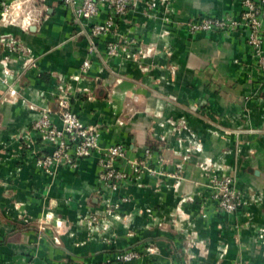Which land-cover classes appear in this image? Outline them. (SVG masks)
I'll return each mask as SVG.
<instances>
[{"label":"crops","instance_id":"0c3cea01","mask_svg":"<svg viewBox=\"0 0 264 264\" xmlns=\"http://www.w3.org/2000/svg\"><path fill=\"white\" fill-rule=\"evenodd\" d=\"M136 1L95 40L89 56L81 35L88 29L74 22L62 0L36 2L39 19L26 32L0 25V98L7 86L15 93L14 102L0 101V264H264V233H259L264 231V86L246 44L247 30L190 34L186 27L203 18L237 20L239 1L171 0L164 8L155 0L150 11L148 0ZM106 16L100 7L93 21L102 23ZM121 37L152 46L154 54L137 65L106 58V44ZM260 49L264 53V24ZM85 60L89 67L81 74ZM60 88L70 97L71 112L99 128L98 145L121 144L126 158H141L150 149V167L161 153L162 170L170 174L178 161L177 139L183 146L201 145L177 187L171 189L173 180L164 176L144 175L140 186L129 183L117 191L116 197L126 200L118 213L129 218L127 229L113 221L107 232L88 236L79 225L102 209L98 155L77 160L74 169H60L53 180L25 155L29 142L38 156L49 153L31 125L42 109L55 110ZM50 121L59 127L56 116ZM199 159L226 166L245 200L256 201L234 214L198 218V195H205ZM190 197L192 202L180 208L191 227L185 222L183 231L159 230L151 224L148 212L166 218ZM46 214L52 218L48 226L61 223L57 244L48 226L40 233L20 220L24 216L36 224ZM123 250H134L139 258L115 262Z\"/></svg>","mask_w":264,"mask_h":264},{"label":"rangeland","instance_id":"374dc122","mask_svg":"<svg viewBox=\"0 0 264 264\" xmlns=\"http://www.w3.org/2000/svg\"><path fill=\"white\" fill-rule=\"evenodd\" d=\"M150 1V0H148ZM147 1V2H148ZM151 2V1H150ZM155 2V0H154ZM171 0L168 4L170 5ZM155 7V6H154ZM153 7V8H154ZM149 11L153 8L146 7ZM81 31V30H80ZM88 30H83V33L81 34L85 40L86 43H88V39L90 38L87 34ZM108 34V33H106ZM105 34V35H106ZM104 35V36H105ZM162 36H166V34H162ZM98 38L93 39V43ZM120 41H128L125 45L120 46L115 50L114 55H108L107 49L105 48V56L106 58H122L124 60H129L133 62L134 64H139L141 60L143 59H149L154 54V50L152 46H142L140 47L139 44H137L134 40L128 39L126 37H121L119 39ZM120 44V43H119ZM125 46V47H124ZM124 47V50L121 48ZM88 49V46L86 50ZM140 49L142 52L141 54L137 53V50ZM14 50L13 52H15ZM12 52V53H13ZM94 52H95V45H94ZM87 53V51H86ZM168 53V52H167ZM90 54L87 53V56ZM262 84V83H261ZM264 86V84H263ZM11 86H7V90L4 93V96L0 98L1 102L4 103H10L14 102V95L13 97L10 96L11 92ZM13 92V91H12ZM70 110V106L68 108ZM53 112L55 110H52ZM40 114L35 120V122L31 125V131L34 132L42 145L43 148L48 147L49 145L44 143L41 138V133L38 131V129L35 127L36 122L39 120ZM85 125V124H84ZM175 125V124H174ZM90 126V125H85ZM98 133L99 128L96 126H92ZM180 128V127H179ZM176 149L175 154L178 157V161L173 164V171L170 174H166L163 172V164L166 161L165 158L161 155V153L157 156L155 159L154 165L155 168L150 167L149 161L151 157H149L148 150L143 151V155L141 158L138 159H129L126 158V155L120 159L110 161L108 160V157L105 156L107 153V150L109 148L113 147H123L121 144H116L108 147H100L97 142V148L94 149L91 153H95L98 155V176L96 178V182L98 184L99 190L97 191V195L100 197V203L102 209L99 212H95L94 214H88L86 215L82 222L83 225L79 224L83 227L86 235L92 236L95 234H99L101 232H107L110 229V226L112 225L113 221L120 222V224L123 225V228L127 229L129 218L125 215H119V209L120 205L125 203V198H118L116 197L117 191L125 185L129 183H133L137 186H140V180L144 175L150 176V177H165L173 180L172 185L170 186L171 189L177 187L179 185V182L182 180L181 174L183 167L186 163L190 161V158L193 155L201 154L202 148L200 144H197L196 142H189L185 143L183 146L182 143L183 140L180 141V139L176 140ZM25 149V155L27 158L33 160V164L37 170H39L42 174L46 175L50 180H53L57 174V172L64 168V169H74L76 167V164L73 162H66L64 160H59L58 162L49 161L47 158L50 154L51 149H49V153L38 156L34 149V147H31V143L26 144ZM146 151V152H145ZM197 156V155H196ZM89 157V156H88ZM83 159V158H81ZM50 162V163H48ZM74 165V166H72ZM197 169L203 177L204 183L203 187L205 189V195H198V198L200 200V211L198 213V218L205 219L207 216V213H219V214H234L238 212L242 207H245L246 205L250 203H254L256 201V197L252 196L251 199L245 200L243 195L244 193L242 190L238 189L236 186V179L233 175V173H227L228 169L226 166L217 165L215 163H211L210 160L203 161L202 159L196 163ZM16 170L18 171L19 168L16 167ZM227 170V172H226ZM221 194H226L228 201L225 202L223 200ZM183 202H192V198H183V200L178 203L176 207L172 211H170L166 218H156L152 216L149 212L148 217L151 220V224L159 229V230H165V229H174L175 231H183V223L187 222V225L190 227L192 224L189 222V216L187 214H184L181 210L180 206ZM227 204L233 205L231 209H227ZM20 220L23 222V224H31L35 225L38 232L42 233L48 226L46 223L48 221H51L52 218L50 215H44L42 218L38 219L36 224L34 222H31L24 216H21ZM61 223L59 221H55L51 226H48L47 230L52 232V240L53 243L57 244V237L61 232ZM259 233H264V231H260ZM108 238H104L103 240L106 243H109ZM189 246V245H188ZM123 254H136V257L134 259H131L129 261H117L116 257ZM139 258V254L134 250H123L121 252H118L115 254L114 261L117 263H128L131 261H134Z\"/></svg>","mask_w":264,"mask_h":264},{"label":"built area","instance_id":"2783aa9c","mask_svg":"<svg viewBox=\"0 0 264 264\" xmlns=\"http://www.w3.org/2000/svg\"><path fill=\"white\" fill-rule=\"evenodd\" d=\"M43 0H0V25L15 26L22 32L28 31L33 27L39 18H36L35 3ZM151 1V2H150ZM145 3L146 7L153 8L154 0ZM164 8L168 7L170 0H159ZM241 13L237 20L231 18H203L198 21L188 22L187 30L190 34L197 32L227 31L234 30L237 26H242L247 30L246 44L250 49V54L255 59L256 69L262 77L264 84V53L260 49L261 35L264 24V0H238ZM62 5L70 7L69 11L74 22L82 30L88 29V49L87 53H94V38H99L109 33L115 26L116 20L121 17L129 8L136 6V0H62ZM100 7H104L107 16L102 23H95ZM86 26V27H85ZM128 43V41H126ZM125 41L118 40L106 44L107 54L114 55L115 50L126 44ZM120 43V44H119ZM15 45V42H11ZM125 47V46H124ZM124 47L121 49L124 50ZM17 45L8 50V56L3 57V61L9 60L10 54L17 50ZM138 49L137 53L141 54ZM31 64V60H25L24 65ZM89 67V61L85 60L81 64L80 73L83 74ZM5 81L3 80V83ZM62 95L55 101V111L49 108L42 109L40 118L35 127L41 133L44 143L50 146L49 161L58 162L64 160L73 162L90 156L91 152L97 148L99 133L92 126H85L77 116L68 110L70 97L65 89L60 88ZM14 92H10V96ZM50 115L57 117L59 127L52 124ZM123 147H111L105 154L108 160L114 161L124 156ZM151 154L149 153V157ZM157 158V157H156ZM155 158V159H156ZM50 163V162H48ZM74 166V165H72ZM225 202L228 201L226 194H221ZM227 209L233 205L227 204ZM136 254H123L116 257L117 261H129L134 259Z\"/></svg>","mask_w":264,"mask_h":264},{"label":"trees","instance_id":"16d2710c","mask_svg":"<svg viewBox=\"0 0 264 264\" xmlns=\"http://www.w3.org/2000/svg\"><path fill=\"white\" fill-rule=\"evenodd\" d=\"M149 153H151L150 149L148 150Z\"/></svg>","mask_w":264,"mask_h":264}]
</instances>
